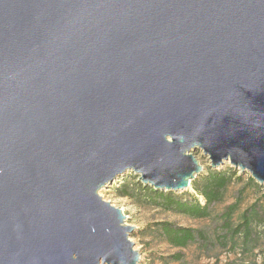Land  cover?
Returning a JSON list of instances; mask_svg holds the SVG:
<instances>
[{
	"label": "water",
	"instance_id": "obj_1",
	"mask_svg": "<svg viewBox=\"0 0 264 264\" xmlns=\"http://www.w3.org/2000/svg\"><path fill=\"white\" fill-rule=\"evenodd\" d=\"M264 186V0H0V264H139L100 193Z\"/></svg>",
	"mask_w": 264,
	"mask_h": 264
},
{
	"label": "rangeland",
	"instance_id": "obj_2",
	"mask_svg": "<svg viewBox=\"0 0 264 264\" xmlns=\"http://www.w3.org/2000/svg\"><path fill=\"white\" fill-rule=\"evenodd\" d=\"M192 154L203 167L201 174L193 181L196 182L215 169L201 150ZM230 168H233L241 180H234L229 185L222 201L211 206L210 216L206 219H193L161 208L140 206L127 198H119L114 192L119 179L102 191L100 196L104 201L121 209L126 216V225L134 228L131 241L135 244V250L140 253L139 264H261L264 261V186L256 181L259 188L249 184L250 174L242 173L230 164L217 170L225 171ZM175 194H192L204 204L202 197L194 192L192 184L188 190ZM236 203L238 207L232 220L226 222L225 214ZM253 211L257 215V223L253 226V241L245 246L244 237L237 235L235 231L242 222V215ZM165 224L192 229L195 232V241L184 249L171 246L162 235Z\"/></svg>",
	"mask_w": 264,
	"mask_h": 264
},
{
	"label": "trees",
	"instance_id": "obj_3",
	"mask_svg": "<svg viewBox=\"0 0 264 264\" xmlns=\"http://www.w3.org/2000/svg\"><path fill=\"white\" fill-rule=\"evenodd\" d=\"M232 169L209 171L200 181L192 183L194 192L196 195L202 197L204 204H202L198 197L192 194L178 196L174 192L155 190L140 182L139 177L132 172L119 179L120 181L117 182L118 184L115 186L114 192L119 198L130 199L140 206L161 208L193 219H206L210 216L211 206L222 201L223 195L229 185L234 180H241ZM248 183L256 188L260 187L251 177H248ZM237 207L238 203L229 208L230 211L224 217L226 222L232 220ZM256 216L255 211L242 215V222L236 227L235 232L237 235L244 237L245 246L253 241V226L257 223ZM228 228L230 227L228 226ZM162 235L175 248H187L195 241V232L192 229L174 227L170 224H165L162 227ZM261 264H264V261Z\"/></svg>",
	"mask_w": 264,
	"mask_h": 264
}]
</instances>
